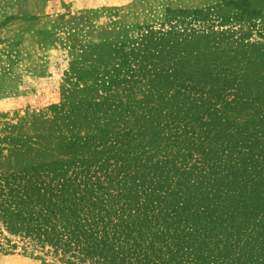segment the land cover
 <instances>
[{
  "label": "trees",
  "instance_id": "obj_1",
  "mask_svg": "<svg viewBox=\"0 0 264 264\" xmlns=\"http://www.w3.org/2000/svg\"><path fill=\"white\" fill-rule=\"evenodd\" d=\"M153 72L167 95L116 105L117 129L0 176V219L68 264H264V95L222 85L207 106L181 69ZM231 103L254 117L239 123Z\"/></svg>",
  "mask_w": 264,
  "mask_h": 264
},
{
  "label": "rangeland",
  "instance_id": "obj_2",
  "mask_svg": "<svg viewBox=\"0 0 264 264\" xmlns=\"http://www.w3.org/2000/svg\"><path fill=\"white\" fill-rule=\"evenodd\" d=\"M169 65L207 106L217 86L261 99L264 0H0V176L76 156L82 136L117 129L116 105L167 95L153 71ZM236 106L239 123L254 117ZM0 240V264H68L1 219Z\"/></svg>",
  "mask_w": 264,
  "mask_h": 264
}]
</instances>
